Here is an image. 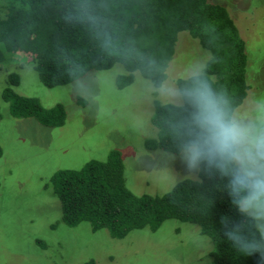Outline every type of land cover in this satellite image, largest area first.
I'll list each match as a JSON object with an SVG mask.
<instances>
[{"label": "trees", "instance_id": "1", "mask_svg": "<svg viewBox=\"0 0 264 264\" xmlns=\"http://www.w3.org/2000/svg\"><path fill=\"white\" fill-rule=\"evenodd\" d=\"M0 8V63L8 53L31 57L43 85L70 83L89 71L120 63L126 73L117 77L119 88L130 84L139 72L155 88L166 79L180 32H187L208 52L205 78L222 91L235 110L245 99L249 85V57L245 40L227 7L211 0H3ZM189 77L175 80L184 86ZM16 72L7 76L2 98L16 117H35L47 127L65 121L59 103L43 107L30 96L15 93ZM187 115L179 103L153 101L150 118L157 135L147 139L149 150L178 155L175 127ZM119 153L107 160H90L78 169H60L51 177L53 193L60 201L61 217L69 226L82 221L92 230L105 228L113 238H123L141 228L156 230L167 219L196 225L208 237L210 264H264V236L250 218L237 212L226 195V179L215 169L201 166L194 179L185 178L161 194H133L124 184ZM240 225L245 243L258 248L242 254L223 232L221 216ZM84 264H95L88 260Z\"/></svg>", "mask_w": 264, "mask_h": 264}, {"label": "rangeland", "instance_id": "2", "mask_svg": "<svg viewBox=\"0 0 264 264\" xmlns=\"http://www.w3.org/2000/svg\"><path fill=\"white\" fill-rule=\"evenodd\" d=\"M211 1L227 7L245 40L249 88L234 111L254 114L264 102V0ZM7 55L0 63V264H210L211 243L192 223L167 219L154 231L135 229L123 238L105 228L94 231L86 221L65 224L50 181L57 170L107 160L113 151L122 158L124 184L133 194L161 195L182 179L196 178L197 171L186 170L178 155L149 150L145 142L157 135L150 122L153 101L179 103L166 90L204 65L208 52L180 32L158 88L137 71L119 88L116 79L126 73L120 63L47 87L30 56ZM11 72L19 76L15 93L46 108L63 106V125L47 127L35 117L11 114L2 98Z\"/></svg>", "mask_w": 264, "mask_h": 264}, {"label": "clouds", "instance_id": "3", "mask_svg": "<svg viewBox=\"0 0 264 264\" xmlns=\"http://www.w3.org/2000/svg\"><path fill=\"white\" fill-rule=\"evenodd\" d=\"M204 65L190 74L189 82L167 89L186 106L187 115L174 129L180 162L188 171L215 169L226 179V195L237 212L256 223L264 236V102L254 114H239L222 91L214 90L205 78ZM223 235L251 255L258 248L245 243L240 225L224 215ZM264 259V252L261 253Z\"/></svg>", "mask_w": 264, "mask_h": 264}]
</instances>
